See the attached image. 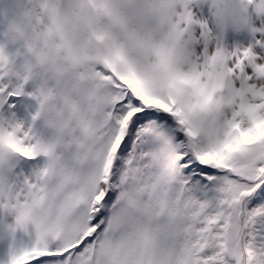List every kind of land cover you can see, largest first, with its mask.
Instances as JSON below:
<instances>
[{"label":"snow or ice","instance_id":"obj_1","mask_svg":"<svg viewBox=\"0 0 264 264\" xmlns=\"http://www.w3.org/2000/svg\"><path fill=\"white\" fill-rule=\"evenodd\" d=\"M0 264H264V0H0Z\"/></svg>","mask_w":264,"mask_h":264}]
</instances>
